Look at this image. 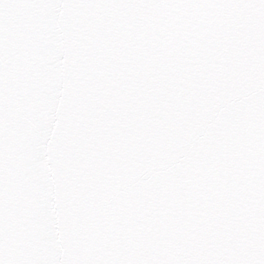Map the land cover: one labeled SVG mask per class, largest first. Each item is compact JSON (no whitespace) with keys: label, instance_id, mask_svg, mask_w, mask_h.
Listing matches in <instances>:
<instances>
[{"label":"snow or ice","instance_id":"1","mask_svg":"<svg viewBox=\"0 0 264 264\" xmlns=\"http://www.w3.org/2000/svg\"><path fill=\"white\" fill-rule=\"evenodd\" d=\"M0 264H264V0H0Z\"/></svg>","mask_w":264,"mask_h":264}]
</instances>
